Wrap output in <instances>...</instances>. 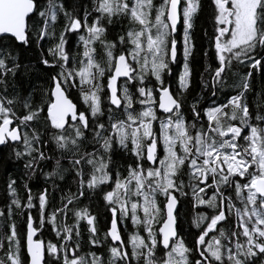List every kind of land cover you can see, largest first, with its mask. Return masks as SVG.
<instances>
[{"label": "snow or ice", "instance_id": "obj_1", "mask_svg": "<svg viewBox=\"0 0 264 264\" xmlns=\"http://www.w3.org/2000/svg\"><path fill=\"white\" fill-rule=\"evenodd\" d=\"M257 73L264 0H0V264H264Z\"/></svg>", "mask_w": 264, "mask_h": 264}, {"label": "trees", "instance_id": "obj_2", "mask_svg": "<svg viewBox=\"0 0 264 264\" xmlns=\"http://www.w3.org/2000/svg\"><path fill=\"white\" fill-rule=\"evenodd\" d=\"M68 4L71 5L73 0H67ZM83 2H87V0H83ZM206 20V16L201 17V20L198 23L197 26V33L200 32V25H203ZM22 59L24 63H31L32 65H35V73L33 76V83L37 85L43 84V69L36 64L35 59V53L30 50H26L22 54ZM204 61L197 57L196 61L194 62V68L197 73L196 79H199V72L203 71L202 65ZM198 89V85H197ZM262 89H264V77H262L259 73L255 75L254 81H253V91L250 93V100H252L257 92H260ZM21 166L13 164L11 161L7 159V149L4 150V155L0 157V190L3 189L4 181L6 179V172H11L14 175H18L20 173ZM40 181H35L34 185L36 183H39ZM185 211H187V208H185ZM183 214V213H182ZM20 219L18 218V223L20 222Z\"/></svg>", "mask_w": 264, "mask_h": 264}]
</instances>
